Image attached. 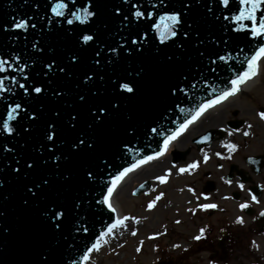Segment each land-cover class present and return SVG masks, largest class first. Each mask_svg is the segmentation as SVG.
<instances>
[{
  "label": "water",
  "instance_id": "1",
  "mask_svg": "<svg viewBox=\"0 0 264 264\" xmlns=\"http://www.w3.org/2000/svg\"><path fill=\"white\" fill-rule=\"evenodd\" d=\"M56 2L57 0H51V4ZM65 2H70V0H65ZM135 2L136 0H130L129 4L123 5L121 15L128 13L131 3ZM139 2L143 5L141 11L147 7L149 11L156 13L152 20H157L162 14L159 9L151 8L149 0H139ZM151 2L155 3L156 0H151ZM33 3L41 5L39 14L44 17L43 24L38 22L37 29H30L28 32L12 29V17L26 18L36 14V9L32 7ZM79 3L80 0H77L78 5ZM84 3L87 4V0H84ZM119 5H121V0H96L100 15L91 31L99 34L106 51L109 45L117 46L122 43L120 35H127L126 32H120L121 18L113 16V8ZM205 5L212 8L211 13L207 11ZM51 15L48 0H30L29 4H24V0H0V26H7L10 29L8 32L0 29V57L9 59L12 68L17 69L13 71L9 68L7 72L0 73V78L7 77L6 87L16 92L20 91L14 88L12 76L23 82L17 64L11 60L13 53L20 56V64L27 63L30 66L25 70L27 72L39 67V65H32L29 59L37 55L33 48V43L37 41L39 43L36 47L39 48L42 45L45 49L44 53L40 54L44 59H50L55 54L57 60L64 63L70 52L78 51L77 32L72 29L79 22L74 20V25H68L65 19L53 17L54 28L50 25L43 26L47 24V19ZM235 15H238L237 4L231 0L229 8H225L217 0H201V3L193 5L187 19L190 22L193 20L196 22L194 27L200 31V38L206 41H220L218 45L206 43L201 46L200 50L205 52L203 77L198 71L201 58L197 54V49L193 47L194 40L188 42L186 51L183 53L175 48H168L157 53L156 47L163 48V46L159 45L158 40L155 44L151 43V37L156 33L150 30L146 33L149 43L145 45V51L142 54H133L128 57L124 53L115 68L109 66L104 69L102 73L105 76L102 88L103 102L119 101L120 110L102 129L95 130L99 145L95 153L70 156L69 160L63 163L59 173L71 172L70 183H64L62 179L57 178L58 171L53 166V161H50L48 166H41L37 173L28 176L27 179L23 176L18 177L8 167V165L16 166L13 154L0 152V169H3L0 178L5 180L4 188L0 190V213H2L0 215V264H39L41 254L49 252L50 249H56L58 254L63 253L65 260L74 259L76 264H83L80 258L86 248L95 242L100 233L107 231L108 225L114 223L117 218L116 212H110L106 205L102 208L95 201L107 194V187L124 168L130 167L147 155H155L162 149L163 136L150 133V128L157 127L158 131H163L165 135L170 134L169 129L175 131L179 124L191 117L200 104L215 99L221 90L231 88L229 81L235 79L246 69V64L243 63L245 57L253 55L260 46H264V38L253 37L250 31L247 35L244 31H237L242 25L250 29L251 22L243 21L238 24L233 19ZM225 16L228 19H225ZM150 23L151 21H146L144 27L147 28ZM79 27L83 29L87 26L80 25ZM141 34L144 35L143 30ZM13 35H19L20 38L11 40L10 37ZM25 36L27 39L24 38ZM223 40H228V44L225 45ZM49 48L53 51L49 52ZM216 53L229 56L228 62L217 61L216 65H209L208 57L215 59ZM81 55L84 57L83 63L80 67L73 69L72 79L57 80L53 85L66 91L67 94L62 100L56 101L51 96H47L43 100L31 102L29 110L42 109V112L41 119L29 133L21 132L18 136L14 133L11 137L7 133L0 135V145L7 144L8 147L14 148L15 155L21 158V167H23L24 160H42L49 155L45 152L41 157L35 149L39 148L43 142L46 122L54 119V110L61 112V118L57 123L64 141L62 148L65 153L69 152L68 145L81 130L90 131L86 127L89 120L87 107L80 104L78 94L83 93L89 97L91 102H98L93 100L88 88L92 87L95 91V88L101 87V82L97 80L94 87L89 84L87 87L81 85L77 88L83 72L93 67L91 64L92 51L89 50ZM107 55L115 58L113 53H107ZM167 55L179 56L180 59L169 63L165 60ZM140 67L145 70L143 78L139 80L140 92L131 100H121L115 93L114 85L109 82V78L125 77L129 71H132L134 76L135 71ZM209 67L216 68V72L209 71ZM184 74L189 76V81L195 83L196 87L191 88L187 96L178 93L180 99L177 100L168 95V88L181 83ZM183 86L187 88L188 81H184ZM213 88L216 89L215 92ZM0 97H4L11 103L12 91L0 92ZM3 104L4 101L0 100V113H3V118H6L7 113ZM69 104L72 107H68ZM180 108L186 111L182 113ZM189 109L191 111H187ZM74 111L80 113V123L78 128L72 130L67 127L66 122L69 119V113ZM129 116L132 117L131 120L128 119ZM10 123L13 126L16 124L15 121ZM130 126L135 129L132 135L125 131ZM217 133V131L208 132L198 142L206 141L207 145H212ZM126 142L127 147L132 149L131 152L125 148ZM101 158L108 160L111 166H105ZM89 167L97 174L94 183L85 180L84 173ZM135 171L137 170L132 172ZM41 176H47L50 179L51 187L40 200H30L29 204L25 205L23 201L29 197L25 185H31ZM151 189L152 182H145L135 188L134 195L142 196V194L149 193ZM77 198L87 201L82 205V213L72 211V204ZM54 202L64 204L68 209L69 219L65 222L63 233L54 231L43 215L44 208L54 206ZM81 214L87 217L86 220L81 221L87 225L89 229L87 233L75 232L72 228L75 218ZM68 244H72V247H67Z\"/></svg>",
  "mask_w": 264,
  "mask_h": 264
},
{
  "label": "snow or ice",
  "instance_id": "2",
  "mask_svg": "<svg viewBox=\"0 0 264 264\" xmlns=\"http://www.w3.org/2000/svg\"><path fill=\"white\" fill-rule=\"evenodd\" d=\"M30 0H24V4H29ZM219 4H222L225 8H229L230 0H217ZM237 4L238 15H235L233 19L236 23L241 24L243 21L251 22V28L246 29L244 26H241V29L237 31H244L245 35L250 31L251 35L256 38H264V0H231ZM130 3V0H121V5L113 8V16L121 18V27L120 32H126L127 35H120V40L122 43H119L117 46L109 45L107 51L102 45L99 34L92 32V26L99 19V10L96 6V0H87V4L84 3V0H80L79 5L77 0H70V2H65V0H57L55 4H51V0H48V5H50L51 16L47 19V24L43 26H52L55 27L53 22V17H59L65 19L68 25H74V20L78 21V25H75L72 31L77 32V46L78 51H72L68 54L66 61L61 63L57 60L55 54L51 56L50 59H44L41 53H44L45 49L41 45L39 48L36 47L38 41L33 43V48L36 52V56L30 57L32 65H39L38 69L29 70L25 72L30 66L25 64H20V56L16 53L12 54L11 60L15 61L19 71L22 76L23 82L17 79L15 76L11 77L12 84L14 88L19 89V92L14 91L5 86V78H0V92H9L12 91L11 103L8 102L4 97H0V100L4 101L3 107L7 113L6 118H3V113H0V135L7 133L8 136L20 135L21 132L29 133L32 127L41 119V110L32 108L31 102L36 100H43L47 96H51L52 99L60 101L67 94L64 89L53 86L55 81L72 79L74 68L80 67L83 63L84 57L81 53L92 51L91 64L92 68L83 72L80 83L77 84V88L81 85L87 87L91 84L93 87L96 85L97 80L101 82V87L95 88L93 91L92 87L88 88L89 93L93 100L98 102H91L89 97L83 93L78 94V101L82 106L87 107V114L89 120L87 122V129L89 132L81 130L76 138L68 145L69 152L65 153L63 151L62 145L64 141L61 138L59 124L57 123L61 118V112L59 110H54L53 116L54 119L48 120L43 132V142L40 144L39 148L35 149L41 155L44 156L45 152H48L49 155L47 158L42 160H24L23 167H21V158L15 155L14 148H10L7 144L0 145V152L13 154V159L15 162V167L8 165L11 172L15 173L18 177L23 176L25 179L28 176L33 175L38 172L41 166H48L50 161H53V166L58 171V179H62L64 183H70L72 179L71 172L68 173H59V169L62 167L65 161H68L70 156H79L82 153H95L99 147L98 137L95 135V130L102 129L104 125L110 120L120 110L119 101L108 100L106 103L103 102V83L105 81V76L102 74L104 69L112 66L115 68V65L122 58L124 53L128 57H131L133 54H142L145 51V45L149 43V38L147 37V31H154L155 36L151 37V43L155 44L158 40L159 45H162L163 48L157 46L156 52L159 53L168 48H175L181 53L186 51V47L189 41L194 40L193 47L197 49V54L201 58L198 71L201 77L204 76V64L203 60L205 58V52L200 50L201 46L206 43L212 45H218L220 41L209 40L200 38V31L195 28V21H189L187 17L190 15L191 10L194 4L201 3V0H156L155 3H152L149 0L150 6L153 9H159L162 14L158 16L157 20H152V17L156 15L155 12L149 11L147 7H141L143 5L136 0L135 3H131L128 13L121 15L123 5ZM32 7L36 9V14L34 16H28L26 18H17L12 17V29L18 30L20 32H28L31 30L37 29V23L41 22L43 24L44 17L39 14V8L41 5L39 3H33ZM207 11L212 12V8L208 5ZM91 9V10H90ZM260 14V15H258ZM131 16V19H130ZM71 17V18H68ZM219 19V17H216ZM228 19L227 16L224 17ZM146 21H151L148 24V27L145 28L144 24ZM59 21H57L58 23ZM80 25H85L87 27L80 29ZM107 25H105L106 27ZM4 32H8L10 29L7 26H0ZM144 32V35L141 32ZM51 31V29H50ZM19 35H13L10 37L11 40H18ZM27 39V37H24ZM225 45L228 44V40L222 41ZM49 52L53 50L48 49ZM107 53L115 54V58L110 57ZM216 58L212 59L208 57L209 65H216L217 61L228 62L229 56L220 55L216 53ZM179 56L167 55L165 60L169 63H172L174 60H179ZM264 61V46H260L255 53L249 57H245L243 63L246 64V69L239 73L235 79H231L229 83L231 88H225L220 91L219 95L215 99H210L206 103L200 104L195 112L191 115L190 118L186 119L182 124H179L175 131L168 130L170 134L165 135L163 131H158L157 127H151L150 133L163 136V146L162 149L155 153V155H147L141 160H138L136 163H133L130 167L124 168L123 171L119 172L118 175L114 177L111 181V185L107 187V194L103 196L102 199L96 200L95 203L103 206H107L108 210L112 213H115L117 210L113 207L111 203V197L115 191L118 184L121 180L129 173L134 171L136 168L140 167L142 164H146L154 159H159L163 156L171 144L172 141L177 139L188 127L195 123L201 116L204 115L210 108L215 107L216 105L227 100L230 96L236 95L241 88V85L245 84L247 81L259 75L261 70V62ZM7 65V67H5ZM9 68H12V63L9 59H4L0 57V73L7 72ZM13 71H16V68H12ZM211 72H216V68L209 67L208 69ZM144 68H138L133 76V72L129 71L125 77H116L115 79L109 78V82L114 85L115 93L120 97L121 100H131L135 98L140 92L139 80L143 78ZM188 81L187 88L183 86V82ZM196 84L189 81V76L184 74L182 76V81L179 84L172 85L168 88V95L174 97L177 100L180 99L178 93L183 94L184 96L188 95V92L191 88H195ZM216 89L213 88V92ZM179 105H177L178 107ZM68 107H72L71 104ZM186 109L180 108V112H185ZM187 111H191L190 109ZM261 119H264V112L260 113ZM129 120L132 119L131 116L128 117ZM167 119V117H164ZM15 121L16 124L13 126L10 122ZM26 122V123H25ZM175 123V121H172ZM80 123V113L71 112L69 113V119L66 122L67 127L75 130L78 128ZM251 127V125H249ZM126 133L132 135L135 133V129L131 126L125 130ZM229 135L232 133L229 132ZM248 135L247 132L244 133ZM151 139V136H149ZM207 139V137H205ZM229 152L236 150L235 144L225 143L223 145ZM23 147V145H21ZM125 148L128 152H131L132 149L127 147V142L125 143ZM60 154L57 155L56 153ZM219 155V153H217ZM231 159V157H228ZM102 163L105 166L110 167L111 164L108 160L101 158ZM208 157L205 155V162H207ZM255 163V161H253ZM198 167V163H192L188 165V168H180L179 171L184 173L189 169H195ZM3 169H0L2 173ZM171 173L169 172V175ZM96 173L89 167L85 170L84 176L85 180L89 182L96 181ZM158 179L164 183L166 182L165 177H158ZM226 183H231V180H226ZM5 180L0 178V190L4 188ZM51 187V181L47 176H41L38 180H35L31 185H25V190L29 194V197L26 198L23 203L28 205L30 200H40L45 196L48 189ZM143 187V186H142ZM240 188L243 189L244 185L240 184ZM103 191V189H102ZM193 192L194 190L189 189ZM207 198V197H205ZM252 200L257 201L256 195H252ZM160 199V197H157ZM87 201L83 198H77L72 204L73 212H83L82 205ZM154 203H149L148 208L151 210L154 207ZM204 210L215 209L217 205L215 204H204L201 206ZM241 209H246L249 207L248 204H241ZM2 215V213H0ZM43 215L46 219V222L50 224L54 231L63 233L65 222L68 221V209L64 204H59L54 202V206H46L43 210ZM261 216H264V212L260 213ZM86 216L81 214L75 218V223L72 224V228L75 232H88V227L85 223L81 221L86 220ZM129 219H134L130 217H117L114 223H111L107 227V231L102 232L96 238L95 242L91 244L90 247H87L84 251L82 257L80 258L83 264H90L92 253L99 252L101 247L108 243L106 237L113 236L115 230L118 228H127L125 223ZM136 223H139L137 220ZM179 223V221H177ZM237 223L243 224L242 219H238ZM201 234H203V229H201ZM132 235H136V232H133ZM67 240V236L64 237ZM197 241L201 239V235L195 237ZM67 247H72V244H68ZM178 247V246H177ZM58 257V258H57ZM39 264H76V260L68 259L65 260L63 253H57L56 249H50L47 253L41 254V259Z\"/></svg>",
  "mask_w": 264,
  "mask_h": 264
},
{
  "label": "rangeland",
  "instance_id": "3",
  "mask_svg": "<svg viewBox=\"0 0 264 264\" xmlns=\"http://www.w3.org/2000/svg\"><path fill=\"white\" fill-rule=\"evenodd\" d=\"M262 65L257 86L237 94L233 100L206 114L198 121L191 137L203 135L215 128H223L228 120L237 119L246 122L243 129L248 131V135L238 130H227L232 134H227L223 140L217 141L215 146L206 149L201 155L195 152L189 154L188 165L198 163V167L184 173L179 174L174 168L169 175L162 160L141 168V171L132 175L130 180L119 188L116 201L124 217L134 219L125 222L127 228H124L120 235L115 236V232L120 229L118 228L113 236L106 237L108 243L102 246L98 253L92 254L90 264H156L162 246L166 248V254L173 256L175 260L186 253L188 245L194 241L193 237L199 234L201 229L213 224L219 231L220 222H224L222 225H225L230 217L235 216L236 211L230 209L232 203L223 198L224 187L221 188L218 184V190L204 192L202 186L205 185L204 180L207 178L215 181L218 162L225 166L229 156L234 163L243 161V153H255L259 147V131L254 108L257 107V98H262L264 104V62ZM225 143L235 144L236 150L229 152L223 146ZM205 155L208 157L207 162ZM158 177H165L166 182L162 183ZM145 181H153L152 192L139 198L134 196L135 187ZM189 189L194 190L195 195ZM152 202H155L154 207L149 210L148 205ZM204 204H215L217 208H225L227 211L209 217L212 209L204 210L201 207ZM137 220L139 223H136ZM133 232H136V235H132ZM252 246L249 239L235 245L229 264H264L263 244L261 249H258L259 253L250 251ZM202 250H192L188 257L190 264H216L210 258V254Z\"/></svg>",
  "mask_w": 264,
  "mask_h": 264
},
{
  "label": "flooded vegetation",
  "instance_id": "4",
  "mask_svg": "<svg viewBox=\"0 0 264 264\" xmlns=\"http://www.w3.org/2000/svg\"><path fill=\"white\" fill-rule=\"evenodd\" d=\"M254 109H256V120L259 131L258 139L260 142L259 147L255 150L256 152L243 153V161L237 163H234L235 161L229 158L226 159L225 166L218 162V169L214 176L216 177L215 181L207 178L204 180L205 185L202 186L204 192L210 189L208 181H212L213 190L211 191L218 190V184L219 187H224L223 198L232 203L230 209L236 211L235 216L233 218L230 217V219H228L229 221L225 222V225H222L224 222H220L219 227H221L219 231L214 228L216 225L209 224L203 229V234H200L201 232L195 234L196 236L201 235V239L197 241L195 239L196 236H194V241L190 242L188 250L186 253L182 254V258L177 257V259L174 260L173 256L166 254L165 247H160V257L156 264H190L188 257L194 249H203L202 251L208 252L210 258L216 264H229L234 253V246L240 242L242 243L244 240L249 239L251 241L253 245L252 250L249 249L252 252L259 253L258 249H261L262 244L264 247V216L260 215L261 212H264V119L260 117V113L264 112L262 98H257V107ZM199 120L200 119L189 126L183 135L175 139L164 154L163 165L167 171L172 172L175 168L180 174V168H188L187 161L190 157L189 154L195 152L201 155L206 149L215 146L217 141L223 140L228 134L227 130H238L243 134L248 132L243 129L246 125L245 121L240 119L228 120L225 127L211 130L213 132L222 131L223 138L216 140L213 145L200 150L195 140L202 136V134L191 137ZM216 137L219 138V134L216 135ZM250 158L254 159L253 161H255V163H249L248 159L250 160ZM220 171H224V173H220ZM226 180H231V183H226ZM240 184L244 185L243 189L240 188ZM252 195H256L257 201L252 200ZM245 203L248 204L249 207L242 210L240 205ZM224 211H227V209L216 207L209 212V217H214ZM238 219H242L243 224L237 223Z\"/></svg>",
  "mask_w": 264,
  "mask_h": 264
},
{
  "label": "bare ground",
  "instance_id": "5",
  "mask_svg": "<svg viewBox=\"0 0 264 264\" xmlns=\"http://www.w3.org/2000/svg\"><path fill=\"white\" fill-rule=\"evenodd\" d=\"M263 62H264V61L261 62V67L263 66V65H262ZM259 78H260V76L258 75L255 79L249 80V81H247L245 84L241 85L240 91H239L237 94H239V93H241V92H243V91H246V90H251L253 87H256V86H257V81L259 80ZM235 96H236V95H235ZM235 96H231V97H230L229 99H227L225 102H222V103L216 105L215 107L210 108V109H209L210 112H209V110H208L207 112H209V113L214 112V110H216V109L222 107L223 105H225V103L229 102L230 100H233ZM211 110H212V111H211ZM207 112H206V113H207ZM205 115H206V114H205ZM212 127H213V126H212ZM205 129H206V128H205ZM203 130H204V129H203ZM137 171H140V170H137ZM137 171H135V172H137ZM135 172L130 173V175L125 176V177L122 179V182L118 185V187H116V189H115V191H114V193H113V195H112V197H111V203H112L113 207L116 208V210H117L116 213L118 214V217H120V218H123V217H124V214H122V211H121V208H120V206H119V203H117V201H116V196H117V194L119 193L118 191H119V188L122 186V184L125 183L126 181L130 180V178L132 177V175L135 174ZM123 230H124V228H120L119 230H117V231L115 232V236L120 235L121 232H122Z\"/></svg>",
  "mask_w": 264,
  "mask_h": 264
}]
</instances>
